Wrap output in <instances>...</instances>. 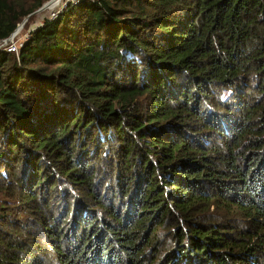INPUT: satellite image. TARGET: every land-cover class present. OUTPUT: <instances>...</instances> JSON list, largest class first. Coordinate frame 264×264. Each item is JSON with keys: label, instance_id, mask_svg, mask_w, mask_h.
I'll use <instances>...</instances> for the list:
<instances>
[{"label": "trees", "instance_id": "16d2710c", "mask_svg": "<svg viewBox=\"0 0 264 264\" xmlns=\"http://www.w3.org/2000/svg\"><path fill=\"white\" fill-rule=\"evenodd\" d=\"M0 264H264V0H77L0 48Z\"/></svg>", "mask_w": 264, "mask_h": 264}, {"label": "rangeland", "instance_id": "374dc122", "mask_svg": "<svg viewBox=\"0 0 264 264\" xmlns=\"http://www.w3.org/2000/svg\"><path fill=\"white\" fill-rule=\"evenodd\" d=\"M67 0H60L59 4L66 2ZM57 7L56 4H50L49 8H45L39 12H36L34 14H31L29 16H27L25 19V22L22 26V28H20V30L17 32V34L11 38V41H16V40H22L25 36V34L35 25L39 24L45 17L48 16L49 11L51 10V8ZM23 19V20H24ZM22 20V21H23ZM10 40V39H9ZM0 48L5 49V44H3L2 41H0ZM101 146V145H100ZM105 147H103L102 149H104ZM101 153V150H99V155ZM93 164H95V167L97 169H99L98 173L100 178H102L103 181H107L108 180V174L106 173V171H110V167L107 165V162H101L98 160V157L94 158L93 160ZM69 196L67 198V202L70 203H74L75 199H78V192L76 191L75 193L71 192V189H69ZM61 194V192H60ZM63 195H59V199L62 197ZM66 199V197H65ZM55 203L57 204L58 202L55 201ZM60 209V208H59ZM57 209L55 212L57 213V211L59 210ZM71 216V215H70Z\"/></svg>", "mask_w": 264, "mask_h": 264}, {"label": "built area", "instance_id": "2783aa9c", "mask_svg": "<svg viewBox=\"0 0 264 264\" xmlns=\"http://www.w3.org/2000/svg\"><path fill=\"white\" fill-rule=\"evenodd\" d=\"M60 2V1H59ZM56 5L57 7L54 6V8H51V10L48 13V18L49 19H53L57 16V14L63 10L67 4L69 3H76L77 0H67L66 2H63L61 4ZM41 24V22L39 23V25ZM38 25V24H37ZM36 28V25L34 27H32L24 36V38L22 40H14L11 41V39H7V40H3V44H5V50L7 52H11V53H15L18 54L19 49L21 48V46L23 45V42L26 41L29 37H30V31L34 30Z\"/></svg>", "mask_w": 264, "mask_h": 264}, {"label": "water", "instance_id": "95a60500", "mask_svg": "<svg viewBox=\"0 0 264 264\" xmlns=\"http://www.w3.org/2000/svg\"><path fill=\"white\" fill-rule=\"evenodd\" d=\"M52 1H53V0H49V1H47L46 3H44L41 7H39L37 10H35V11H34L33 13H31V14H34V13H36V12H39V11L45 9L46 7H48V5H49ZM31 14H29V15H31ZM29 15H28V16H29ZM24 22H25V19H24L20 24H18V26L15 28V30H14V31L10 34V36H9L8 38H6L5 40L13 38V37L17 34V32L20 30V28H22Z\"/></svg>", "mask_w": 264, "mask_h": 264}, {"label": "bare ground", "instance_id": "6f19581e", "mask_svg": "<svg viewBox=\"0 0 264 264\" xmlns=\"http://www.w3.org/2000/svg\"><path fill=\"white\" fill-rule=\"evenodd\" d=\"M59 1H60V0H53L50 4L53 3V4H56V5H57ZM50 4H49V5H50ZM49 5H48V7H46V8H49Z\"/></svg>", "mask_w": 264, "mask_h": 264}]
</instances>
